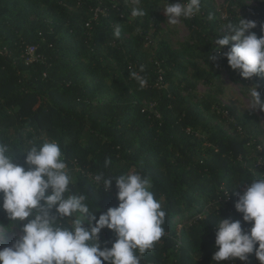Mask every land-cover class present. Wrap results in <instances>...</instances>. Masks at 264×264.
I'll list each match as a JSON object with an SVG mask.
<instances>
[{
  "label": "trees",
  "instance_id": "trees-1",
  "mask_svg": "<svg viewBox=\"0 0 264 264\" xmlns=\"http://www.w3.org/2000/svg\"><path fill=\"white\" fill-rule=\"evenodd\" d=\"M163 1L168 2L143 0L145 16L133 17L131 0H0V142L25 169L23 151L33 143L57 142L75 175L71 192L85 194L90 211L99 209L97 218L118 206L117 190L114 181L108 190L103 184L96 188L91 177L142 173L166 216L164 235L141 264H217L220 217L240 220L245 232L251 227L234 205L248 181L264 175V130L254 112L237 114L219 101L210 110L204 99H191L195 82L203 78L193 59L215 67V77L227 69L242 90L253 81L264 98V77H240L212 52L209 40L229 34L219 29L239 17L256 22L252 31L259 38L264 0H223L224 18L213 0H201L195 17L181 18L189 34L179 49L159 35ZM151 29L153 37L158 33L155 43L148 39ZM28 45L36 48L31 62H26ZM132 72L147 84L141 87ZM215 120L227 128L213 125ZM8 224L0 210V226ZM115 238L103 229L101 247H111ZM234 264L259 261L249 254L246 262Z\"/></svg>",
  "mask_w": 264,
  "mask_h": 264
},
{
  "label": "clouds",
  "instance_id": "clouds-1",
  "mask_svg": "<svg viewBox=\"0 0 264 264\" xmlns=\"http://www.w3.org/2000/svg\"><path fill=\"white\" fill-rule=\"evenodd\" d=\"M131 3L133 17L145 16L143 0H131ZM162 9L167 23L176 25L181 18L195 17L201 11V0L177 3L168 0ZM214 19L209 13L208 20ZM256 26L255 21L239 17L235 22L228 20L219 29V32L226 29L229 34L222 38L209 37L215 45L212 52L221 54L227 65L244 79L264 77V25L259 38L252 31ZM120 35L117 26L114 36ZM230 44L228 51L222 52ZM210 58L215 60L216 56ZM130 75L141 87L147 84V78L137 72ZM247 89L250 90L248 108L264 112L260 92L255 86ZM24 153L27 169L15 163L16 155H10L8 145L0 142V210L11 224L10 228L0 227V232L16 227L20 232L10 246L0 249V264H141L143 255L164 235L166 212L151 191L149 177L138 171L115 178L103 173L92 176L96 188L103 184L108 190L114 181L117 190L118 206L108 208L97 218V205L98 210L92 212L85 203V194L71 192L72 169L57 142L33 143L21 154ZM110 163L106 160L105 166ZM261 176L264 175L257 179L254 175L248 181L246 190L237 194L234 205L242 220L251 222L246 232L240 220L219 216L220 221L215 224L217 250L213 255L217 264L220 261L234 264L237 259L246 262L249 254L264 264V178ZM105 228L116 237L111 247H101L99 242V234Z\"/></svg>",
  "mask_w": 264,
  "mask_h": 264
},
{
  "label": "rangeland",
  "instance_id": "rangeland-1",
  "mask_svg": "<svg viewBox=\"0 0 264 264\" xmlns=\"http://www.w3.org/2000/svg\"><path fill=\"white\" fill-rule=\"evenodd\" d=\"M166 4L167 2L165 1L161 2V9ZM248 4L253 5V2H249ZM213 6L222 18L226 16V3H224L223 0H213ZM161 11L163 15V20L162 22H160V37L166 36L168 43L173 49L181 48L187 41V37L189 34L188 28L186 27L182 19L176 25L168 24L167 17L164 15L163 9ZM153 31V29L149 31L148 36L150 38L148 39H151L152 43H155V41L158 39V33H156L157 37H153V35L150 34ZM193 60L195 63L194 67L199 72L202 71L203 78L195 82V87L192 90V93L195 97H191V99H204V108H206V105H208L210 110L217 107L216 101H219L222 105L231 107L237 114L254 112L259 116L261 126L264 130V112H261L258 108L255 110L248 108V93L250 90L247 88L255 86V83L253 81H250L248 83L247 88L242 90V86L239 83L231 80L227 69L220 70L219 76L215 77L213 76L215 67H208L199 58H194ZM194 70L195 69L193 68L192 72ZM189 80L194 81V77L189 76ZM213 125H218L224 129L227 128V123L222 120H215L213 122ZM72 175L74 178L75 175ZM19 234L20 232L17 228H13L9 231L0 232V249L10 246Z\"/></svg>",
  "mask_w": 264,
  "mask_h": 264
},
{
  "label": "built area",
  "instance_id": "built-area-1",
  "mask_svg": "<svg viewBox=\"0 0 264 264\" xmlns=\"http://www.w3.org/2000/svg\"><path fill=\"white\" fill-rule=\"evenodd\" d=\"M98 11H100V9L97 7V8H95V15L94 16H96V13L98 12ZM35 46L34 45H28L27 46V49H26V55H27V57H26V62H31L32 60H34V51H35ZM230 198L228 197L227 198V200H229Z\"/></svg>",
  "mask_w": 264,
  "mask_h": 264
}]
</instances>
